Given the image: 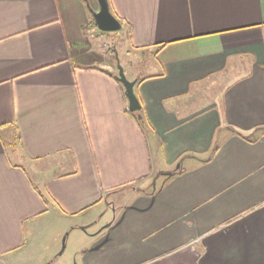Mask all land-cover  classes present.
<instances>
[{"label":"crops","instance_id":"1","mask_svg":"<svg viewBox=\"0 0 264 264\" xmlns=\"http://www.w3.org/2000/svg\"><path fill=\"white\" fill-rule=\"evenodd\" d=\"M108 1L0 0V264H264V0Z\"/></svg>","mask_w":264,"mask_h":264},{"label":"water","instance_id":"2","mask_svg":"<svg viewBox=\"0 0 264 264\" xmlns=\"http://www.w3.org/2000/svg\"><path fill=\"white\" fill-rule=\"evenodd\" d=\"M99 5L98 11H92V17L95 25L100 33L120 32L123 29L121 21L112 13L108 0H97ZM118 61L117 80L125 89V96L129 103V110L132 113H137L141 110V104L135 94V81L127 79L123 67Z\"/></svg>","mask_w":264,"mask_h":264},{"label":"rangeland","instance_id":"3","mask_svg":"<svg viewBox=\"0 0 264 264\" xmlns=\"http://www.w3.org/2000/svg\"><path fill=\"white\" fill-rule=\"evenodd\" d=\"M98 6V1L97 0H91V4L89 5V9L90 11H94L96 9V7ZM100 33V32H99ZM119 32H113V33H100V38L102 39L101 42L102 43H107L109 45H112L113 43H115L116 45H119V42L125 40L123 38V36H120L118 34ZM146 55H148V53H146ZM122 58V57H121ZM145 63L149 62L150 61V58L149 57H144L142 59ZM141 72H145L144 71V68H142ZM118 75V73H117ZM220 90V88H218ZM218 94V90L217 89H214V90H207L206 93H204V98H210V96H215V94Z\"/></svg>","mask_w":264,"mask_h":264},{"label":"trees","instance_id":"4","mask_svg":"<svg viewBox=\"0 0 264 264\" xmlns=\"http://www.w3.org/2000/svg\"><path fill=\"white\" fill-rule=\"evenodd\" d=\"M93 24L95 25V22H94V20H93ZM95 27H96V25H95ZM97 28V27H96Z\"/></svg>","mask_w":264,"mask_h":264}]
</instances>
